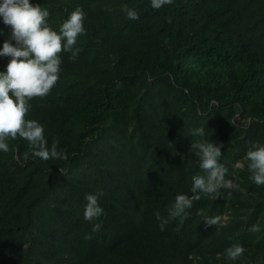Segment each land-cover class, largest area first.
Here are the masks:
<instances>
[{"label": "trees", "instance_id": "trees-1", "mask_svg": "<svg viewBox=\"0 0 264 264\" xmlns=\"http://www.w3.org/2000/svg\"><path fill=\"white\" fill-rule=\"evenodd\" d=\"M29 2L58 33L82 9L86 32L75 62L62 50L56 86L25 117L67 160L34 157L19 137L0 150V264H264V185L245 160L264 145V0H173L159 10L151 0ZM5 41L15 46L0 19V49ZM9 60L0 57V73ZM201 127L224 145L225 179L246 191L201 194L182 225L161 230L154 213L167 219L204 175L190 148ZM100 193L104 215L88 222L85 198ZM234 244L245 252L232 261Z\"/></svg>", "mask_w": 264, "mask_h": 264}, {"label": "clouds", "instance_id": "clouds-1", "mask_svg": "<svg viewBox=\"0 0 264 264\" xmlns=\"http://www.w3.org/2000/svg\"><path fill=\"white\" fill-rule=\"evenodd\" d=\"M173 0H151V7L159 10L165 5L172 4ZM123 11L129 20H138L139 13L127 5ZM49 12L40 5H33L29 0H2L0 2V19L3 24L11 27V40L3 43L0 49V57H10L5 72L0 73V150L9 151V140L17 137L26 140L31 149V155L43 161L50 159L67 160V155L58 150L54 142L49 149L44 135V128L35 120H27L25 117L31 109L30 101L33 98H44L56 86L61 71L62 50L70 52L69 59L73 62L78 58L81 49L75 48L77 37L85 34V13L77 8L61 24L59 33L52 30L47 23ZM193 135L200 137L191 144V149L199 158V167L204 175H196L192 178L191 197L181 194L176 196L175 202L169 209L168 218H162L159 212L154 213L157 220L161 221L160 227L170 220L179 218L182 225L188 219V209H191L194 200H200L201 194L211 195L214 199L220 196L221 189H240L232 180L225 179L227 168L220 163L222 156V143H216L205 139V129L197 128ZM26 161L29 152L23 154ZM184 158L181 155V160ZM245 160L248 169L252 173L250 179L257 185H264V145L254 143L246 153ZM243 163L237 162L235 167L243 168ZM50 172V170H49ZM100 194L86 196L84 219L88 222L98 220L104 215V210L98 204ZM203 210L198 212L202 215ZM220 221V217L206 218L209 226ZM100 223L93 224L92 231L101 229ZM252 232H259L260 226L253 225ZM88 239L91 236L86 237ZM245 252L242 245L234 244L226 249L227 257L235 261Z\"/></svg>", "mask_w": 264, "mask_h": 264}]
</instances>
